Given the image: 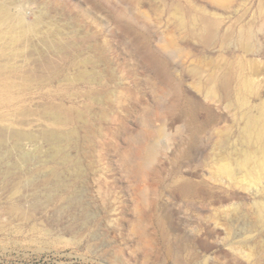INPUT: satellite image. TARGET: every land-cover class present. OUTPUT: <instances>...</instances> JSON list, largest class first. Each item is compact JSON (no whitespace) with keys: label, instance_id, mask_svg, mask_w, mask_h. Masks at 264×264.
I'll return each instance as SVG.
<instances>
[{"label":"rangeland","instance_id":"374dc122","mask_svg":"<svg viewBox=\"0 0 264 264\" xmlns=\"http://www.w3.org/2000/svg\"><path fill=\"white\" fill-rule=\"evenodd\" d=\"M125 1L151 17L152 31H141L154 45L159 37L173 42L185 36L177 28L173 0L138 6ZM184 1L203 7V15L220 14L221 34L229 36L224 50L222 40L211 47L192 39L183 43L189 52L171 85L194 97L180 98L183 110L189 111L193 101L202 106L189 112L190 126L179 112L170 117L165 124L170 139L160 127L162 111L174 98L153 93L147 67L128 54L119 38H113L110 52L125 84L107 110L92 116L85 112L81 145L69 137L77 126L75 105L40 97L48 88L34 87L26 100L0 107V264H264L259 217L264 177L257 179L242 167L246 109L237 96L241 81L250 76L256 87L248 95L251 111L264 103V0H232L234 10L226 9L230 0ZM43 2L22 0L29 21ZM93 15L85 17L92 21ZM35 36L21 46L15 58L20 64L13 60V65L37 69L41 42ZM239 60L245 64L237 72ZM196 66L201 71L191 76ZM220 74H230V83L214 99L208 94ZM50 88L58 93L56 84ZM146 108L153 126L149 131L138 123ZM221 134L229 137L225 150L217 145ZM60 135L66 139L62 146L54 140ZM154 138L162 154L142 177L139 156ZM228 154L235 176L220 170ZM76 161L82 163L83 178L69 166ZM185 182L192 191L181 189Z\"/></svg>","mask_w":264,"mask_h":264},{"label":"bare ground","instance_id":"6f19581e","mask_svg":"<svg viewBox=\"0 0 264 264\" xmlns=\"http://www.w3.org/2000/svg\"><path fill=\"white\" fill-rule=\"evenodd\" d=\"M70 1L44 0L40 13L35 15L33 21H29L28 12L25 11L22 0H0V107L13 106L26 100L34 87L48 88V93L40 97L55 98L62 102L71 101L75 105L77 126L71 130L69 137H72L70 139H73L74 143L81 145L80 125L86 122L85 112L92 116L95 110L102 112L107 110L111 106V98L125 84V79L118 71V62L110 52L113 38H119V44L126 48L128 54L147 67L146 77L154 86L153 93L160 98L169 96L174 98V102L162 111L164 125L160 127L161 131L167 132L165 124L175 112H179V118L183 117L186 125L190 126L189 112L195 114L202 104L193 101L189 111L183 110L179 103L180 98L186 96L185 99L192 100L194 97L185 94L175 83L171 85L172 76L178 72L179 63L189 52V49L183 45L186 40L192 39L205 47H211L222 40L221 49L226 48L224 41L229 35L221 34L223 17L218 13L213 16L203 15V7L192 5L189 1L173 0V9L179 18L177 28L183 31L185 36L178 38L175 36L173 42L159 37L157 42L163 45H154L148 34L141 31L142 29L152 31L151 17L138 7L136 10L130 9L127 1L115 0L114 4L112 0ZM117 1L118 3H115ZM131 1L138 6L146 0ZM160 1L167 5L168 0ZM219 1L217 0L218 3ZM233 2L230 0L227 10L235 9ZM54 8L60 16L57 19L52 17ZM91 13L94 14L92 21L85 17H92ZM34 34L40 35V58L37 65L36 62L34 63L37 69L25 71L24 65L13 64L20 62H16L19 50L21 46L27 44L31 36L36 37ZM26 56L29 57V55ZM164 56L171 60V63L167 62ZM24 61L27 62V60ZM244 64L243 60L237 61L235 70L242 71ZM200 71L201 68L196 66L189 74L196 76ZM230 77V74L218 75L216 79H219V84L211 88L208 96L218 99L220 90L228 88ZM54 84L58 87L56 94L50 91V87ZM255 90L253 79L245 76L240 83L237 95L240 106L246 109L240 153L242 167L251 175H255V178L261 179L264 177V103L258 106L256 113L251 111L248 95ZM194 95L197 97L198 93ZM147 111L148 108L138 119V123L142 130L149 131L153 126L150 117L146 116ZM123 125L126 126V124ZM164 134L163 137L171 138L167 133ZM132 137L129 139H133ZM54 140L58 146H62L66 141L61 135L56 136ZM158 140L150 139L140 153L137 172L142 177L147 175V170L162 154L155 145ZM228 140L229 137L226 134H221L217 140L218 147L225 150L228 147ZM61 157L64 159V156L61 155ZM225 160L220 170L229 176H235L236 169L232 165V155L228 154ZM80 162L76 161L69 166L75 169L79 178H83V166ZM181 189L190 192L193 186L185 182L181 185ZM146 195H148V189L145 190ZM259 217L264 221V204L260 209Z\"/></svg>","mask_w":264,"mask_h":264}]
</instances>
